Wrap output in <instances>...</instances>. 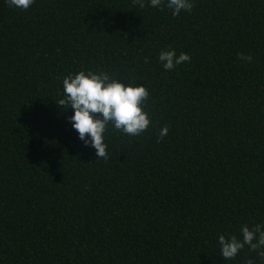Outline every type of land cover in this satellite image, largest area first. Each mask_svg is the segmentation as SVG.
Here are the masks:
<instances>
[{
	"label": "trees",
	"instance_id": "trees-1",
	"mask_svg": "<svg viewBox=\"0 0 264 264\" xmlns=\"http://www.w3.org/2000/svg\"><path fill=\"white\" fill-rule=\"evenodd\" d=\"M192 5L0 0V264H264L217 243L264 224V0ZM169 49L190 61L165 71ZM78 71L149 93L147 129L109 125L106 159L56 105Z\"/></svg>",
	"mask_w": 264,
	"mask_h": 264
},
{
	"label": "clouds",
	"instance_id": "clouds-1",
	"mask_svg": "<svg viewBox=\"0 0 264 264\" xmlns=\"http://www.w3.org/2000/svg\"><path fill=\"white\" fill-rule=\"evenodd\" d=\"M7 2L12 7L27 10L34 0ZM146 2L149 7L158 10L167 8L173 17L181 11H190L193 6L192 0H134L140 8H144ZM240 58L246 62L252 59L251 56ZM157 61L165 71H169L182 62H189L190 57L184 52L177 55L174 49H169L161 50ZM61 85L62 92L56 105L65 110L71 109L72 115L68 118L71 128L84 146L94 149L97 158H107L104 133L109 125L128 136H138L150 123L148 113L143 110L149 95L143 84L136 85L131 81L124 84L102 71H78L64 76ZM167 132V127L161 128L159 137H164ZM239 232V238L234 234L217 236L220 256L225 260L233 259L247 245L257 256L264 257V224H255L251 228L242 225ZM247 264H252V261Z\"/></svg>",
	"mask_w": 264,
	"mask_h": 264
}]
</instances>
